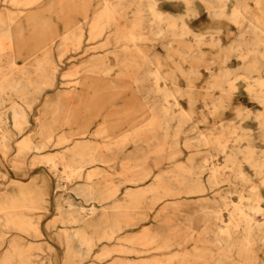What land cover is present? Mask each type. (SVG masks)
<instances>
[{
  "label": "bare ground",
  "instance_id": "1",
  "mask_svg": "<svg viewBox=\"0 0 264 264\" xmlns=\"http://www.w3.org/2000/svg\"><path fill=\"white\" fill-rule=\"evenodd\" d=\"M53 11L62 20L56 32L28 39L27 26ZM212 20H228L234 28L213 30ZM215 50L222 55L220 69H209V91L200 93L194 83L198 68ZM79 58L83 64L63 71ZM233 58L239 67L232 66ZM68 75L77 76L75 88L61 80ZM120 86L131 89L126 100L154 101L148 122L116 140L59 135L53 144L58 149L46 152L25 135L10 159L9 113L21 132L37 101H121L120 93L100 92ZM198 94L214 101V114L250 96L259 107L237 114L245 124L254 118L264 134V0H0V151L15 167L32 158L56 178L52 190L37 174L0 184V264H45L38 252L46 245L45 233L33 204L49 202L52 193L57 219L47 227L60 225L63 264H261L264 141L257 143L250 123L222 125L223 134L246 130L247 144L237 145L242 137L236 136L235 148L229 138L212 133L182 141L194 111L181 101L191 105ZM182 146L194 150L186 161H175ZM218 153L224 154L221 163L214 158ZM164 160L174 163L155 173ZM0 177H7L1 168ZM225 183L232 190L226 192ZM187 200L198 201L194 211L202 222L196 233L192 213H186L183 231L174 219ZM166 211H172L168 218ZM150 216L137 232L117 236ZM12 229L16 233L7 236ZM189 239L201 244L182 248ZM114 240L125 243H105Z\"/></svg>",
  "mask_w": 264,
  "mask_h": 264
},
{
  "label": "rangeland",
  "instance_id": "2",
  "mask_svg": "<svg viewBox=\"0 0 264 264\" xmlns=\"http://www.w3.org/2000/svg\"><path fill=\"white\" fill-rule=\"evenodd\" d=\"M71 5V2L68 3V9ZM201 8V7H200ZM65 8V11L68 10ZM201 13H203L200 17L202 19L209 20L206 15L205 11L199 9ZM64 12V10H63ZM58 13L53 11L52 13L48 14L45 18L35 22L31 26H27L25 36L28 39L36 38L41 39L45 36L52 35L56 32V30L62 25V20L58 18ZM201 19V20H202ZM210 21V20H209ZM211 23V22H209ZM213 30L222 27L224 31L227 29H233L234 26L228 20L222 21L217 20L211 23ZM198 29L205 28V26L197 27ZM226 34L223 32L222 36ZM230 39V36L228 37ZM229 39L225 38L224 43H229ZM159 54L158 56H160ZM157 56V57H158ZM206 62L201 63L199 66V75L195 78V87L196 91L200 93L208 92L207 89L209 86L210 80V68L214 71L220 69L221 66V59L222 55L221 52L217 50L208 53L207 57H205ZM82 59L79 58L75 60L72 64H67L62 67L64 72H69L71 66L77 64L80 66L83 64L81 61ZM156 60V58L154 59ZM232 66L236 68L239 67L240 60L238 58L231 59ZM77 76L68 75L64 78L62 77L61 80L67 82L66 86L69 88H75L74 80ZM125 81L127 79L122 78L119 79ZM131 85H133V81L129 79L128 81ZM241 83V82H239ZM181 84L184 85L185 82L182 80ZM245 83L242 82L241 84V91H245ZM100 92L102 95H107L108 93H120L121 101H37L34 105L32 110L29 112L28 121L24 124V129L20 132L18 131L13 123L14 120L12 118V114L9 113L8 119V126L13 132L14 136L12 138L13 147L10 150V159L13 158L16 152V141L24 137L25 135H30L31 139L39 145H43L46 148L43 152L51 151L58 149L57 146L53 144L57 141L59 135H65L70 139L76 138H94L99 140H116L119 139L121 135L126 133L129 129L136 128L139 125L146 123L149 121L151 117L154 116L155 110L153 109L154 101H147L145 99L141 101H131L129 99L123 98L126 93L131 92L129 88H123L120 86L119 88H112L108 87V90L101 89ZM197 96V95H196ZM239 98V97H238ZM234 99L231 101L233 104L229 106V108L236 107V109L221 111L219 113H212L209 108L212 106V99H209L205 96L198 94L197 101L193 104H189L187 101H181L182 105L186 108H192L194 111L193 119L185 126L186 131L181 133V140L184 141L187 136H196L200 137L201 134L204 133H212L213 137H217L220 135L223 139L229 138L228 145H232L235 148L232 139L236 136H241L240 143H236L237 145H244L247 144V139H245L246 130L240 128L237 129L235 135L231 134L228 130L225 131L226 134L221 133L222 125L231 126L233 124L240 125L241 127L247 126V124H251L254 132L256 135L257 143H262L264 141V134L258 128L257 121L253 118L250 122H241V118H239L237 112L239 109L246 111L248 109H256L259 105L256 103H252L251 101H255L254 99L249 97H242L238 99ZM109 135V136H108ZM209 145H202L200 148L206 150ZM183 152L177 156L175 161L181 160L186 161L190 151L192 149H187L185 146H182ZM229 149V147H228ZM205 154V153H203ZM203 154L197 155V159H202ZM123 159V154L121 155ZM215 161L216 162H223L224 154L218 153L216 155ZM32 159V158H31ZM29 159L27 163L23 166H14L12 162L7 161L4 158V154L0 151V168L6 174L7 177L3 178L0 177V184L6 182L12 177L22 178V179H30L34 175L40 176V181H45L50 186L51 190L56 184L55 176L49 172L47 167L39 162L33 161ZM173 161L164 160L162 166L158 167L155 170V173L159 172L163 168H169L173 165ZM118 171L122 170V165L119 164L116 166ZM255 177V176H254ZM122 176L118 175L116 179H121ZM225 188L226 192L232 190V186L230 184L225 183L222 185ZM126 185H122L121 190L122 192L125 191ZM211 195V194H209ZM229 197L236 201L238 199V195L236 193H228ZM122 196V195H121ZM55 194H51V199L49 202L38 200L33 204V212L37 213L40 216V221L42 224L43 232L45 233V237L42 239L45 241L46 245L44 246L43 250H39L40 257L43 258L45 264H63V252H64V244L58 238L56 234L57 227L60 226L57 224L55 227L49 228L47 224L51 221H55L57 219V211L55 209ZM198 201L196 200H187L182 206V210L178 211L176 217L174 219L179 223V229L183 231L185 226L188 224L186 219V213H192V226L193 232L196 233L201 228L202 216L195 212L194 209L197 206ZM169 212L166 211V217L171 216ZM153 216V214H152ZM151 216L141 221L139 225L126 227L121 230L117 236L118 237H125L131 233L137 232L140 230V225L146 224L150 219ZM158 222V219L155 221ZM11 232L8 233L7 236H11L13 233H16L15 229L10 230ZM183 233V232H182ZM181 233V234H182ZM180 234V235H181ZM106 244L115 245L117 243H125L123 240H114L111 242H105ZM201 244L198 239H189L183 243L181 246L182 248H188L192 250L195 244ZM180 247L175 246L173 251H178ZM117 255V253H113ZM129 256H134V253L128 254ZM111 259V257H108ZM258 261L262 264L264 262V248L258 251Z\"/></svg>",
  "mask_w": 264,
  "mask_h": 264
}]
</instances>
